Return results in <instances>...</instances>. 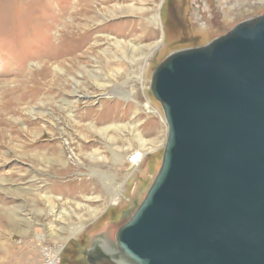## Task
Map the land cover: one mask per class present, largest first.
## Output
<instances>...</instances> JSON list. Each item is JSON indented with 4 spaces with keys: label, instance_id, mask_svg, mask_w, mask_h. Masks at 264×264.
<instances>
[{
    "label": "rangeland",
    "instance_id": "1",
    "mask_svg": "<svg viewBox=\"0 0 264 264\" xmlns=\"http://www.w3.org/2000/svg\"><path fill=\"white\" fill-rule=\"evenodd\" d=\"M75 1L34 0L29 21L0 20V82L12 90L31 74H51L20 105L0 88V264H88L94 243L103 254L119 247L117 233L129 221L123 213L133 216L142 204L168 138L151 92L155 69L173 52L206 46L264 15V0H134L145 8L133 13L124 10L130 0L98 2L85 21L64 19L78 40L89 39L87 56L50 59L59 43L72 49L75 30L60 15ZM117 40L158 46L133 59ZM133 153L142 156L138 168L127 161Z\"/></svg>",
    "mask_w": 264,
    "mask_h": 264
},
{
    "label": "water",
    "instance_id": "2",
    "mask_svg": "<svg viewBox=\"0 0 264 264\" xmlns=\"http://www.w3.org/2000/svg\"><path fill=\"white\" fill-rule=\"evenodd\" d=\"M151 92L163 162L118 246L137 264H264V15L173 52Z\"/></svg>",
    "mask_w": 264,
    "mask_h": 264
},
{
    "label": "bare ground",
    "instance_id": "3",
    "mask_svg": "<svg viewBox=\"0 0 264 264\" xmlns=\"http://www.w3.org/2000/svg\"><path fill=\"white\" fill-rule=\"evenodd\" d=\"M112 0H76L75 3L71 6L66 7L64 10H62L63 12L61 13V21H63L64 24V19L68 16L72 18L70 21L71 23H75L76 21L79 22H83L85 21L88 16L89 13L92 12V5H94V3H98V2H103V4H106L108 2H110ZM130 4L126 5L127 7L124 9L127 12H131L133 13L134 11H144L143 7L140 6H136L134 5V0H130ZM136 1V0H135ZM40 2V1H39ZM142 2V1H141ZM34 5V0H0V20H1V24H9L10 22L12 23H16V22H21V23H25L27 21L30 20V14H28L30 11L29 9H32V6H30V4ZM37 5V4H36ZM35 5V6H36ZM41 5V4H40ZM125 5V4H124ZM44 6V5H43ZM46 6V5H45ZM37 7V6H36ZM45 8V7H44ZM43 9V8H42ZM47 9V8H46ZM37 10V9H36ZM44 10V9H43ZM98 10V9H97ZM29 11V12H28ZM20 12V13H18ZM40 12V11H39ZM45 12V11H43ZM34 13V12H33ZM33 13H31L33 15ZM42 14V13H41ZM50 15V14H49ZM48 15V16H49ZM39 16V15H38ZM41 16V15H40ZM47 16V15H46ZM57 16V15H56ZM41 19V17H39ZM45 18V17H44ZM43 18V19H44ZM33 19V18H32ZM55 19V18H54ZM37 20V19H36ZM56 20V19H55ZM33 21V20H32ZM57 21V20H56ZM153 21H156V18L153 19ZM158 22V21H156ZM44 23V21H43ZM76 24V23H75ZM75 24H64V27H68L70 28V30L72 29V31H74V33L72 34V38L74 41L72 49H70L69 51L66 50L65 48H63V45H60L59 43V47L54 44L53 48H58L55 52L52 53V57L50 59H59L60 57H65V56H69L72 55L73 56V61H77V59H80L83 55L87 56V52L82 50L84 48H86V45L89 42V39H82V40H78L82 35L78 33L77 29H73L75 28ZM81 24V23H79ZM82 25V24H81ZM157 26H160V22H158V24H156ZM81 27V26H79ZM127 27V26H126ZM38 28V27H37ZM78 28V27H76ZM125 28V27H124ZM123 28V29H124ZM36 29V28H34ZM80 29V28H79ZM122 29V30H123ZM132 30V29H131ZM77 31V32H76ZM34 32V30H33ZM47 32V31H46ZM65 32V31H64ZM85 36H88V33H84ZM33 35V34H32ZM35 35V34H34ZM33 35V36H34ZM48 35V34H47ZM69 35V34H68ZM38 36V35H37ZM47 38V37H46ZM89 38V37H88ZM53 39V38H52ZM31 40V39H30ZM39 40V39H38ZM33 41V40H32ZM70 41V40H69ZM72 42V41H71ZM117 43V48L121 49H129V55L131 56V58L134 59V57L138 56V54H140V56H145L147 54V52H152V50L158 46L157 43L152 44L149 48L147 47V49H145L144 47H140V46H136L133 42H129L130 44H125L124 41H116ZM13 53V50H12ZM23 53V51H22ZM125 54H127V52H125ZM151 54V53H150ZM24 55V54H23ZM48 57V56H45ZM85 57V56H84ZM21 58V57H19ZM28 58V57H27ZM12 59V58H11ZM48 59V58H47ZM22 60V58H21ZM19 61V60H18ZM12 63V61H11ZM75 63V62H72ZM21 66V65H20ZM57 71V70H56ZM25 72V71H24ZM23 72V73H24ZM31 72V71H30ZM51 74H49V72L47 70L42 71L41 74V78L39 77V75H33L31 74L30 76H28V79L25 82H22L20 84L19 87H16L17 89H12L9 90L7 87V84L4 82H0V88H2V94L12 97V103L13 105H20L21 102H26L28 100H32V98H35L38 93H39V89L43 86L42 82L44 81L42 77L45 76H50ZM26 76V75H25ZM26 80V79H25ZM2 81V80H1ZM45 84V83H44ZM10 87V85H8ZM45 86V85H44ZM1 90V89H0ZM1 96V95H0ZM1 98V97H0ZM5 98V96H4ZM5 101V100H4ZM29 102V101H28ZM11 103V104H12ZM149 108V106H148ZM18 109V108H17ZM150 111V110H149ZM1 119V118H0ZM1 121V120H0ZM4 123V121L2 122ZM100 132V131H99ZM1 143V142H0ZM2 145V144H1ZM0 145V146H1ZM132 160V161H131ZM127 161L129 163L132 164V166H136V168L139 167L140 164H142L143 159L142 156L140 154H131L128 158ZM113 204H117V200H113L112 202ZM72 233V232H70ZM84 232L78 231V232H74V234H71L72 237H80ZM41 237V236H40ZM61 239V238H60ZM68 238L64 239V242H67ZM37 241L40 242V239H37ZM63 241V239H62ZM65 244V243H64ZM64 244L62 245V247H60L56 253L59 254V252L61 251V249L64 248ZM105 253L104 255H106L108 258H111L113 260H120V259H128L130 258L129 255L127 253H125L124 251H122L119 247L117 248H105ZM127 255H125V254ZM55 255V254H53ZM56 260V259H55ZM113 262V261H112ZM54 263V262H53ZM114 263V262H113ZM115 264V263H114Z\"/></svg>",
    "mask_w": 264,
    "mask_h": 264
},
{
    "label": "flooded vegetation",
    "instance_id": "4",
    "mask_svg": "<svg viewBox=\"0 0 264 264\" xmlns=\"http://www.w3.org/2000/svg\"><path fill=\"white\" fill-rule=\"evenodd\" d=\"M92 248H93V253L90 256L86 254L88 264H114L106 255L103 254L102 245L94 243L93 247H91L90 249Z\"/></svg>",
    "mask_w": 264,
    "mask_h": 264
},
{
    "label": "built area",
    "instance_id": "5",
    "mask_svg": "<svg viewBox=\"0 0 264 264\" xmlns=\"http://www.w3.org/2000/svg\"><path fill=\"white\" fill-rule=\"evenodd\" d=\"M132 161V160H131Z\"/></svg>",
    "mask_w": 264,
    "mask_h": 264
}]
</instances>
